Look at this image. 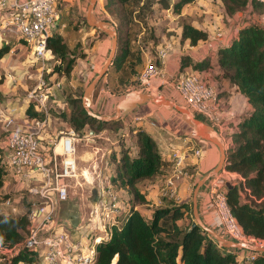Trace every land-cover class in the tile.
I'll return each instance as SVG.
<instances>
[{"label": "trees", "instance_id": "trees-1", "mask_svg": "<svg viewBox=\"0 0 264 264\" xmlns=\"http://www.w3.org/2000/svg\"><path fill=\"white\" fill-rule=\"evenodd\" d=\"M194 1L105 0V11L120 22V28H117L118 47L111 67L119 72L118 83L125 88L122 94L130 90L128 88L133 84L131 76L136 73L133 67L126 70L131 46L128 30L125 38L120 35L123 27L128 26V21L135 16L144 20V16L158 5L157 8L170 9L181 17L180 42L189 40L192 45H196L200 40H207L210 32L184 18V8ZM221 3L228 16L248 10L250 14L264 17V0H221ZM11 49L9 42L0 46V61ZM48 49L60 61L57 69L62 70L69 54V46L63 36L52 34L48 38ZM137 61L141 62V58L138 57ZM215 63L220 78L235 86L251 104V110L238 118L237 129L229 134L231 144L227 147L224 169L238 174L240 178L227 188V202L244 232L264 239V24L256 20L243 24L237 37L227 45L219 46ZM189 64L190 60L186 57L183 66ZM209 66L208 61L193 65L195 69ZM71 70L72 60H69L64 72L69 74ZM133 89H138L137 85ZM27 113L31 118L45 117L32 103ZM61 116L67 118L77 132L89 126L102 129L122 124L123 119L100 121L88 115L79 95L73 98L72 108L68 111L64 108ZM130 131L137 150L131 154L124 147L118 157L114 155L116 169L110 180L117 190L129 193L126 199L128 206L112 224L111 236L96 244L97 264H239L238 250L221 246L203 228L193 226L194 220L186 223V216L191 210L188 202L178 203L171 197H164L158 205L147 198L140 183L148 180L157 182L165 178L170 172L169 162H165L162 149L152 134L141 128L136 132L130 128ZM8 171L5 150L0 147V189ZM7 197L8 194H0V203ZM138 204L153 206L150 218L136 208ZM28 225L27 212H1L0 243L11 247L24 242ZM3 264H40V258L35 250L26 249L12 257L10 263ZM250 264H264V253H258Z\"/></svg>", "mask_w": 264, "mask_h": 264}, {"label": "built area", "instance_id": "built-area-1", "mask_svg": "<svg viewBox=\"0 0 264 264\" xmlns=\"http://www.w3.org/2000/svg\"><path fill=\"white\" fill-rule=\"evenodd\" d=\"M60 0H0V40L11 33L26 42L31 48L33 62L40 63L41 72L48 70L50 57L48 38L60 32L66 25L60 22ZM173 50L172 43L157 48V61L148 57L139 74L138 87L148 91L169 90L181 98L195 116L203 117L213 126L224 129L225 117L216 87L199 73L168 76L166 59ZM7 77L15 80L12 73ZM44 83V81H43ZM46 86L42 91L39 85L28 92V99L36 110L43 113V119L37 118L36 129L32 131L10 130L4 138L5 160L8 175L14 176L27 190L30 205L27 212L29 219L28 235L24 242L11 247L0 243V264L10 263L12 257L26 249L38 252L40 264H97L96 244L111 236V226L125 207L121 205L118 190L108 182L105 197L100 205L93 209L86 224V231L79 237L66 228L60 221V204L69 198L71 183L69 179L78 176L77 136L74 129L52 140L47 147L42 143L40 133L49 116L48 99L52 89ZM231 118H236L233 112ZM146 117L137 116L134 124L143 122ZM13 120L9 119L8 124ZM150 124L157 127L158 122L150 119ZM161 138V132H156ZM195 138L185 136L181 142L167 146L169 174L165 177L159 198L154 202L161 204L164 197L180 200L178 184L180 180L192 179L196 161L204 150L195 143ZM200 139V138H199ZM225 142L228 138H220ZM230 139V138H229ZM202 142V141H201ZM159 147L160 145L159 142ZM162 149V148H161ZM163 152V149H162ZM164 153V152H163ZM240 176L222 169L213 175L204 192L205 211L209 216V225L217 228L226 237L247 243L264 246V239L244 232L227 202V183L234 184ZM16 198L9 195L1 206L7 213H18ZM239 264H250L258 252L240 250Z\"/></svg>", "mask_w": 264, "mask_h": 264}, {"label": "rangeland", "instance_id": "rangeland-1", "mask_svg": "<svg viewBox=\"0 0 264 264\" xmlns=\"http://www.w3.org/2000/svg\"><path fill=\"white\" fill-rule=\"evenodd\" d=\"M89 4V1H88ZM102 4H105V1H102ZM102 6H99L95 9L98 17L100 18H107V20L114 23L115 28H120V22L115 16L110 15ZM155 8L146 14L144 17L145 19L142 20L139 17L135 16L128 21V26L123 27V31H121V37L125 38V33H130V46H131V54L128 56L126 60V70H130L131 67L134 68L135 74L131 76V82L133 83L130 85L131 90H139V91H148L146 89H140L138 87L137 78L141 71L143 70L148 57H153L154 61H157V48L160 45H165L167 43H172L173 48L177 46L179 50L183 48V43H180V22L181 17L175 13H173L170 9L163 10ZM88 7V6H87ZM184 18L189 22H198L201 25H206L211 28H215L216 31L222 30L223 26L226 25L227 27L232 22V16H228L223 9L221 0H195L193 3L187 5L183 10ZM135 15V14H134ZM257 16V20L260 23L264 24V17ZM78 21V25L83 26L81 17L74 16L73 20L70 22L76 23ZM245 20H248L245 16ZM237 23V21H236ZM240 23V22H239ZM78 28V27H77ZM206 28V27H205ZM221 28V29H220ZM88 29V28H87ZM224 29V28H223ZM94 33L92 37H88L87 39H82L80 36L76 38L68 39L66 38L67 44H73L72 48L69 46V54L62 66V70L57 69V64L60 61L54 57L50 56L47 64L48 70L41 72L40 74V63H31L32 54L31 48L26 44V42L18 37L17 34L11 33L7 37L9 44H11V51L7 54L4 58V64L0 65V74L1 79L0 81H5L7 78L8 73H12L16 80L12 81L10 87L11 88H20L23 92L28 94L30 90L35 88L37 85L40 84L38 91H43L46 86L53 87L55 83L60 82L61 85L59 87H54L52 92L50 93L48 99V106H49V113L51 116L50 125H47V133H50L51 137H61V135L68 133L73 128L71 127L69 121L64 116H61L62 111L64 108L70 110L72 108V100L75 98L76 95H79L82 98V94L84 92L85 87L92 82V80L98 75L101 71L102 67L105 65L106 61L109 58L111 52V38L108 37V34L104 33L100 29H94ZM66 32V29L63 33ZM108 37V38H107ZM105 41L106 44V54L99 61V64L96 63L95 57L97 54V50L94 48L93 50H89L87 53H84L85 48L91 49L92 46L96 45L98 41ZM107 39V40H106ZM155 41H158L156 44ZM187 49V48H186ZM13 50V51H12ZM134 54V55H133ZM80 57L81 59L77 61V58ZM138 57L141 58V62H138ZM72 60V70L69 74L64 72V68L67 66L68 61ZM14 66V68H10ZM112 66V65H111ZM109 67L107 73L103 76V78L99 81L100 85L103 89V94L107 95L109 102H111V107L109 114H101L107 116H113L116 112V103L120 101V99L124 96L122 94L125 88L118 83L119 72H117L113 67ZM7 68H10L8 73L4 74ZM26 70V71H25ZM29 71V72H28ZM22 72V73H21ZM91 73V74H89ZM89 75V76H88ZM20 81V82H19ZM44 81V83H43ZM138 87V89H133V87ZM151 92V91H148ZM158 95H165L166 97L178 102L183 108L188 109L185 102L179 98L175 94H165L164 91H154L152 92ZM82 102V101H81ZM151 105V104H150ZM35 108V107H34ZM36 109V108H35ZM92 109V108H91ZM165 111L168 110L167 108L164 109ZM189 110V109H188ZM93 111V109H92ZM39 112V111H38ZM141 111H134L131 112V115H126L124 118L121 116L122 124L119 123L117 125L108 126L106 128L99 129L97 126H89L94 130L95 135L88 136L93 141H88L86 139H82L81 146H87V150L93 152L90 158L85 160L86 162H82L80 166L87 168L85 171V176L79 175L81 169H78V176L76 178L71 179V186L69 190V199L73 198L74 200L77 198V208L73 210L72 214H76L78 221L82 219V221L78 224L81 227L78 229H74L71 223H66V228L69 229L71 232H74L75 235H78L81 231H86V224L90 219V214L93 211V196L97 195V198H101V189L99 188L103 185L106 186L108 181L111 180V177L115 174L116 169V162L114 161V157L122 152V148L128 149L131 154H134L137 150L136 145L133 143L132 139V132L130 128L134 129V132L140 127L136 125H130L131 122L136 120V117L139 116L136 113ZM169 112V111H166ZM172 112V113H171ZM169 115L171 121L169 125L163 126L165 132L172 133L176 132V130L180 129V125L185 121H183L182 115L177 110H172ZM190 112V110H189ZM130 114V113H129ZM194 115V114H193ZM195 116V115H194ZM119 118V119H120ZM152 120L158 122L155 118L151 117ZM126 122L129 123L126 125ZM143 122H149L150 119H144ZM133 124V123H132ZM158 127H161V123L158 122ZM185 125V124H184ZM157 127V128H158ZM72 128V129H71ZM159 129V128H158ZM62 132L60 133L59 131ZM89 131V130H88ZM88 131H81L76 132L77 138H84V134L88 133ZM123 134L126 136L123 137ZM128 134V135H127ZM212 136H215L220 143H222L219 136L213 132L211 133ZM208 142V141H206ZM223 144V143H222ZM99 147V148H97ZM124 148V149H125ZM225 148V147H224ZM115 155V156H114ZM78 159V158H77ZM217 164V163H216ZM88 171V172H87ZM222 171V170H221ZM220 171V172H221ZM87 173V174H86ZM219 173V172H218ZM217 173H212V176ZM164 179L159 180L157 182L151 181H144L140 183V187L148 192V195L154 197L150 192L153 188H157L160 190L163 186ZM193 182L190 187L189 195L187 196V202L191 206V210L188 212L186 216V223L190 222L191 220H195L194 212H193V194L198 184L199 179H195L193 177ZM102 181V182H101ZM180 194V193H179ZM123 195V194H122ZM160 195V194H159ZM151 200V199H150ZM177 201V200H176ZM178 203H184L186 201H177ZM122 207H127V204L123 199H121ZM140 210L150 218L151 211L153 210V206L151 205H143ZM200 215V212L198 211ZM120 216V215H119ZM201 217V215H200ZM202 218V217H201ZM203 220V219H202ZM61 222L64 223L60 219ZM204 221V220H203ZM206 225L209 223L204 222ZM65 224V223H64ZM216 231L223 235L220 230L215 227H212ZM228 238V237H227Z\"/></svg>", "mask_w": 264, "mask_h": 264}, {"label": "crops", "instance_id": "crops-1", "mask_svg": "<svg viewBox=\"0 0 264 264\" xmlns=\"http://www.w3.org/2000/svg\"><path fill=\"white\" fill-rule=\"evenodd\" d=\"M88 1L90 3V0H62L59 4V11H60V22L65 23V27L58 32L61 34L66 41V38L70 39V37L76 38V37H81L82 39L92 37L94 33V29L91 27L86 20V14L88 10ZM102 1L105 0H98L97 4L95 6V9H97L99 6H102ZM95 9L93 10L96 18L98 17ZM184 14V12H183ZM77 16L78 18L81 17L82 19V24L83 26L78 25V21L76 20L73 22H70V20H73L74 16ZM245 16L247 17L248 20H245ZM234 23H230L227 27L226 25L223 26L222 30L219 32L215 30V28H211L206 25H201L198 22L194 21L193 25L197 26L198 28L201 29H207L210 32L209 38L207 40H200L196 45H192L189 40L183 41V48L179 50L177 46L173 48L171 51V54L167 57L166 59V64L165 66L167 67V74L168 76L172 75L173 73H177V75H183V74H188V73H199L201 76H203L206 80H208L212 85L216 87V90L218 91V97L221 102L222 106V111L225 117V123H224V129L218 126H214L215 133L219 136V138H228V141L226 140L223 142L221 139L223 146L225 147V150L227 152V147L231 144V137L229 136L230 132L233 130L237 129V120L238 118L245 114L246 112H249L251 110V104L248 102L247 97H245L243 94H241L235 86H232L228 83L227 80L220 78L219 74V68L215 63L216 55H217V50L219 46H225L229 41L235 37L238 36V32L240 30V27L243 24H247L249 20H257L256 14H250L248 10L244 12H239L235 15L232 16ZM237 21V23H236ZM240 22V23H239ZM78 27V28H77ZM206 27V28H205ZM88 28V29H87ZM66 29V32L63 33ZM221 29V28H220ZM181 31V28H180ZM105 33V32H104ZM109 37V35H108ZM107 37V38H108ZM8 37H5L3 41L0 40V46L3 45V43H8L7 40ZM107 40V39H106ZM107 42L105 39L103 41H98L96 45L92 46L91 49L88 47L85 48L84 53H87L89 50L95 49L97 50V54L95 57V61L97 64H99V61L103 59L105 56L106 52V44ZM181 43V42H180ZM71 48L73 44L69 43L68 44ZM30 48V47H29ZM187 48V49H186ZM13 51V50H12ZM32 54V52H31ZM52 57V55L50 54ZM189 58L190 64L187 66H183V60L185 58ZM81 58L78 57L77 61L80 60ZM5 61V58H3L0 61V65L4 64L3 62ZM205 61H208L210 63V66L205 68V69H195L193 65L197 64H203ZM31 63L33 62V56L31 59ZM10 68H14V66H11ZM7 68L5 71L4 76L6 73H8L9 69ZM15 69V68H14ZM26 71V70H25ZM29 72V71H28ZM2 73V72H0ZM22 73V72H21ZM91 74V73H89ZM0 74V79H1ZM89 76V75H88ZM16 80V78H15ZM12 79L10 78H5V81H0V138H2V141H0V147H2L5 152L7 151V148L4 147V138L6 137L7 133L10 130L17 129L20 131H32L36 129V120L37 118H31L28 113L27 109L29 105L31 104L28 95H26L23 90L20 88H11L10 85L12 83ZM20 82V81H19ZM164 91L165 94H173L169 90H160ZM103 89L100 85V82L96 84L95 90L92 94V104L91 108L93 109V112L96 114H109L110 107H111V102H109V99L107 98V95L103 94ZM117 104V103H116ZM164 109H166L165 106H156L154 104L146 103L137 106L133 111H141L139 113H136L135 115L139 116H144L146 119H152L151 117L155 118L158 122L161 123V127H153L149 122H140L137 123L136 126L140 127L141 129L146 130L150 134L153 135V137L157 140V142H160V145L162 146L161 148L163 149V158L165 162H168V158L166 156L167 154V146L169 145H175L178 142L182 141V138L185 136H190L194 137L191 135V127L187 124L182 123L180 125V129L176 130V132L169 133L168 131L165 132L163 126L169 125V122L171 121V118H169L171 115L170 112L172 111L171 109H168L166 112ZM191 112V111H190ZM230 112H233L235 114L236 118H231ZM172 113V112H171ZM127 115V114H126ZM126 115H123L122 117L124 118L127 117ZM128 115H131L128 113ZM107 116V115H106ZM199 119H202L203 121L207 122L204 120L203 117L196 116ZM9 119H12L13 122L12 124H8L7 121ZM47 123L46 125L42 128V131L40 133V138L42 139V143L44 146H48L51 144L52 140H56L58 137H51L50 133L46 132L47 125H50L51 121V116L49 114L47 118ZM182 119V118H181ZM184 121V120H183ZM133 123V124H132ZM129 123L126 122V125ZM135 125L134 122H131L129 126ZM72 127V126H71ZM72 129V128H71ZM89 130V131H88ZM85 131H88V133L84 134V138H78L79 141L82 139H86L89 143L90 140L89 138H86L91 135H95L94 130L89 127L85 129ZM160 131L161 132V138L157 135L156 132ZM60 133L62 132L59 131ZM230 138V139H229ZM202 141V142H201ZM195 143H198L200 147L204 150V154L202 157L196 161V168L195 172L193 174V177L195 179L203 178L214 170V168L218 165L219 160H220V150L219 148L211 143V142H206L205 140L195 138ZM81 142L76 143V149H77V158H78V169H81V172L79 175L85 176V171L87 168H84L83 166H80L85 160L90 158L92 154L93 158V152L87 150V146H81L84 144H81ZM99 148V147H97ZM83 162V163H82ZM217 163V164H216ZM192 179H183L180 180L178 184V190H179V195H180V201H186L187 202V196L189 195L190 192V187L192 182L194 181ZM212 177V174L207 178L203 186L200 188L199 195H198V209L200 212V215L204 222L209 223V216L205 211V202H204V192L205 188ZM73 179V178H72ZM71 183V179H69ZM162 181V180H161ZM102 182V181H101ZM110 182V180L108 181ZM114 186V185H113ZM105 187L102 186L99 188V191L101 189V198L98 199L97 195H94L92 200H93V209L98 207L105 197ZM70 190V189H69ZM145 191V190H144ZM121 199L125 201V203L128 206L127 203V198L129 197V193L126 190H118ZM146 192V191H145ZM159 192L157 188H153V190L150 192L154 197L148 195V192H146L147 198L151 199L152 203L155 202L159 198ZM0 194L2 195H11L12 197L16 198L17 206H18V213L16 214H22L25 213L30 205V197L27 194V190L22 187L21 183L17 181V179L14 176L7 175L6 180L4 185L0 189ZM123 194V195H122ZM70 196V195H69ZM77 198L74 200L73 198L66 200L60 204L59 208V218L64 221L65 225L66 223H71L72 226H74V229L80 228L78 224L82 221L77 218L76 214H72L73 210L77 208ZM143 205L147 204H138L136 208L140 210V208ZM122 209L124 211L126 210ZM78 209V208H77ZM5 212L0 204V213ZM7 213V212H5ZM121 214V215H122ZM67 226V225H66ZM73 235L75 237H79L78 235H75L73 232ZM238 254H241V251L238 250Z\"/></svg>", "mask_w": 264, "mask_h": 264}, {"label": "water", "instance_id": "water-1", "mask_svg": "<svg viewBox=\"0 0 264 264\" xmlns=\"http://www.w3.org/2000/svg\"><path fill=\"white\" fill-rule=\"evenodd\" d=\"M97 1L98 0H90L86 14V20L91 27L100 29L109 35V37L111 38V52L108 60L102 67L101 71L92 80V82L85 87L84 92L82 94V106L87 112V114L97 118L100 121L117 120L121 116L132 112L137 106L146 103L154 104L156 106H165L166 108L171 110H177L181 113L182 119L185 121V123L191 127L192 136L205 141H209L219 148L220 160L218 165L211 172V174L220 172L224 168L227 152L223 144L220 143L215 136H212L211 133L215 131L214 126L194 116L191 112H189L188 109L183 108L178 102L166 97L165 95H158L148 91L131 90L125 93L124 96L120 99V101L117 102L116 112L113 116L99 115L92 111V94L95 90L96 84L102 79V77L107 73L109 67L113 64L116 50L118 47V31L117 28L114 27V23L105 18H96L93 12ZM211 174L199 180L194 190L193 212L195 220L193 222V226L198 225L203 228L209 235L215 238L224 248L264 253V246H259L253 243H247L242 241H236L227 237H223L218 231L204 223V221L198 214V195L200 188L203 186V184ZM226 186L227 188H230L232 184L227 183Z\"/></svg>", "mask_w": 264, "mask_h": 264}, {"label": "bare ground", "instance_id": "bare-ground-1", "mask_svg": "<svg viewBox=\"0 0 264 264\" xmlns=\"http://www.w3.org/2000/svg\"><path fill=\"white\" fill-rule=\"evenodd\" d=\"M88 172V171H87ZM87 174V173H86Z\"/></svg>", "mask_w": 264, "mask_h": 264}]
</instances>
